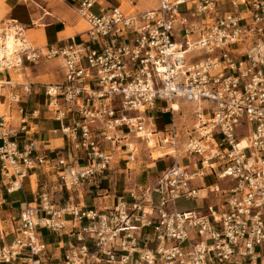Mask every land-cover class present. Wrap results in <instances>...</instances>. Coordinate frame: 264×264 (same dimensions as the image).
I'll return each instance as SVG.
<instances>
[{"label": "built area", "instance_id": "1", "mask_svg": "<svg viewBox=\"0 0 264 264\" xmlns=\"http://www.w3.org/2000/svg\"><path fill=\"white\" fill-rule=\"evenodd\" d=\"M143 1L124 0L97 15V0H82L78 15L88 30L78 41L41 47L17 20L0 22V108L6 98L21 106L33 90L12 72L60 62L63 81L43 85L70 142L69 155L56 158L60 186L71 190L107 176L121 136L174 148L173 163L153 185L113 208L61 204L59 186L41 191L21 211L18 235L0 248V263L28 250L32 264H41L47 245L39 230L61 232L72 217L81 245L63 264H264V0H157L156 8L135 10ZM157 113L170 117L162 133L150 130ZM12 120L0 115L9 193L47 160L34 142L20 148ZM76 152L91 164H70ZM182 198L203 205L178 211Z\"/></svg>", "mask_w": 264, "mask_h": 264}, {"label": "crops", "instance_id": "2", "mask_svg": "<svg viewBox=\"0 0 264 264\" xmlns=\"http://www.w3.org/2000/svg\"><path fill=\"white\" fill-rule=\"evenodd\" d=\"M81 1L2 0L0 2V13L3 14L1 21L17 20L23 26L29 42L35 47L58 44L69 39L78 41L80 36L88 30H79L81 17L78 15V9ZM122 5H124V0H97L91 11L94 14L101 15L106 10ZM157 6V0H144L135 10L145 11ZM230 9H232L231 6H229ZM39 22L41 23L37 25ZM55 61L60 66L59 60ZM32 69L34 68L29 69L31 74L33 73ZM25 75L26 81L33 85L31 94L22 97L21 106L10 104L9 99L6 98L5 102L1 104L0 112L3 110V114L12 117L13 127L19 130L16 140L19 142L20 148L23 149L24 146L34 142L38 155L47 158V160L42 165H35V168L29 170L27 177L22 183V188L11 193L4 186L0 166V248L10 246L16 239L19 232L21 211L28 205H34L38 201V194L45 189L54 192V188L59 186L58 190L61 191L58 195L60 203L70 202L83 210L113 208L121 199L131 202V192H137V190L141 191L138 194L144 192V188H139L140 184L137 181V177V183H134V186L128 182L134 178L131 175L132 178L130 179V171L132 170L131 165L136 162V155L134 151L130 152L126 146L129 144L131 136H135L134 134H130L127 137L121 136L118 140V144L112 152V161L107 176H100L95 181L86 182L71 190L60 186L59 167L56 158L59 154L65 157L69 155L67 148L70 146V142L62 134L60 122L54 119V115L48 107V98L43 87L46 83L32 82L27 72ZM62 81L63 72L61 69L57 82L49 84H56ZM155 116L156 119L151 124L150 130H157L162 133L170 123V121L165 123L162 117L168 115L157 113ZM23 121L25 123L22 124L21 122ZM22 127H25L24 131H20ZM123 147L126 148L124 151L125 156L120 157L118 152ZM103 148H106L108 152L111 151L109 144H104ZM132 156L134 161H131ZM166 157H169L167 158L168 160L172 159L169 155ZM159 160H162V162L166 161L164 158ZM69 163L80 169L91 164V160L86 154L76 152L70 155ZM183 163L187 164L188 161L185 160ZM152 164L156 166L155 169L159 172L156 161L152 162ZM170 165H164L161 173ZM194 168L192 167V169ZM156 178L157 176L153 178V182L149 186L154 184ZM201 184V182L196 183L197 186H201ZM145 187H148V185H145ZM199 194L203 196V191ZM197 201L198 206L203 205L202 200ZM79 230L80 225L74 223L72 217H67L65 228L61 232L54 233L45 228L40 229L38 233L39 239L47 245L46 255L41 258V264H63L65 254L72 248L81 245L77 241ZM88 244L89 248L92 249V245ZM12 264H32L28 250H24L22 255L18 256Z\"/></svg>", "mask_w": 264, "mask_h": 264}, {"label": "rangeland", "instance_id": "3", "mask_svg": "<svg viewBox=\"0 0 264 264\" xmlns=\"http://www.w3.org/2000/svg\"><path fill=\"white\" fill-rule=\"evenodd\" d=\"M0 2H2V0H0ZM225 9H228V7L223 6V10ZM2 18H3V14L0 13V21L2 20ZM80 21L81 23L79 25V30L86 31L89 28L88 24L82 18H80ZM40 23L41 22H39L37 25H39ZM40 45H43V44H40ZM32 71L33 73L31 74L29 69L27 70V75L30 77V80L32 82H36L40 84L55 83L57 82L58 77L61 74L59 63L55 60L50 61V62H44L40 64L39 66H37L36 68L32 69ZM19 73L22 74L23 76L18 77L17 75ZM15 74H16L17 82H21V83L26 82V75L24 74V71H21ZM3 113L4 111L2 110L0 112V115ZM162 119L165 123H169L170 121L169 116H163ZM188 123L192 124V122H188ZM131 139L129 141V146L130 148H134V152L136 155V162L131 165L132 170L130 171L131 172L130 179L132 178L131 177L132 175L135 178V182H134V178L133 180H129L128 182L129 184H132L134 186V183H137L138 181V183L140 184L139 188L145 189V185L149 186L153 182V178L158 176L161 173V170L164 169V165L172 164L173 162L172 159L168 160L167 158L169 157L165 158V156L168 154H172L173 150L172 149L162 150L159 147L153 148L154 147L153 142H151L150 144L151 148L146 147V145L144 143L142 144V142L138 139V136H131ZM125 150L126 148L123 147V149L118 152V155H120V157L125 156V153H124ZM150 154L152 155L150 156ZM180 155L181 156L184 155L183 149H180ZM162 158H164L166 161L162 162V160H159ZM155 161L158 165L159 172L156 171L155 169L156 166H153L152 164V162H155ZM136 177H137V181H136ZM214 182H215L214 178H208L206 180L207 184H212ZM221 185H223V183ZM138 192H141V191L137 190V193ZM176 206H177L178 211H185L188 209L196 208L198 206V201L182 198L176 202Z\"/></svg>", "mask_w": 264, "mask_h": 264}, {"label": "bare ground", "instance_id": "4", "mask_svg": "<svg viewBox=\"0 0 264 264\" xmlns=\"http://www.w3.org/2000/svg\"><path fill=\"white\" fill-rule=\"evenodd\" d=\"M24 31V30H23ZM24 35L26 36V38L28 39V37H27V35H26V33H25V31H24ZM29 41V40H28ZM12 76H13V78H14V80H17L16 79V74L14 73V72H12V74H11ZM18 77H22L23 75L22 74H18L17 75ZM245 144V143H244ZM151 148V147H150ZM154 148V147H153ZM169 149H172L173 151H174V148H164V149H162V150H169ZM169 155V154H168ZM167 156V155H166Z\"/></svg>", "mask_w": 264, "mask_h": 264}]
</instances>
